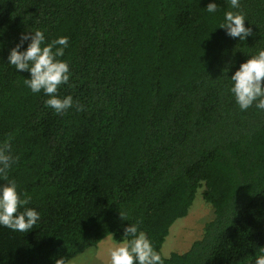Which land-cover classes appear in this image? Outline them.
<instances>
[{
  "label": "trees",
  "instance_id": "1",
  "mask_svg": "<svg viewBox=\"0 0 264 264\" xmlns=\"http://www.w3.org/2000/svg\"><path fill=\"white\" fill-rule=\"evenodd\" d=\"M239 3L0 0V142L12 137L9 180L40 213L27 233L0 225V264L67 262L108 235L122 241L137 221L164 264H254L264 249V111L241 110L229 89L264 50V0ZM227 11L242 12L254 35L230 37L219 27ZM36 30L42 46L68 38L58 96L83 111L56 114L24 84L30 72L8 63ZM197 191L212 218L186 251L164 256Z\"/></svg>",
  "mask_w": 264,
  "mask_h": 264
},
{
  "label": "clouds",
  "instance_id": "2",
  "mask_svg": "<svg viewBox=\"0 0 264 264\" xmlns=\"http://www.w3.org/2000/svg\"><path fill=\"white\" fill-rule=\"evenodd\" d=\"M233 9H239V0H230ZM208 12H215L217 5L209 3ZM245 16L240 11H227L224 21L219 26L227 31L230 37H239L243 41L246 37L254 35L250 27H245ZM34 35L21 34L20 44L10 50L8 63L20 71H28L30 79H24V84L33 92L43 91L49 98L45 105L52 108L56 114L63 115L67 110L75 106L77 111H83L84 106L75 103L71 95L60 98L58 89L62 84H68L70 78L67 61L59 59L64 55V49L68 47L66 36L58 37L51 43L44 45L45 37L42 31L36 30ZM30 40L25 51H19L20 45ZM232 86L229 89L235 102L241 110H247L255 105L264 111V50L251 56L246 62L240 64L239 69L230 78ZM12 137L0 142V180L5 181L0 185V225L13 231L27 233L33 229L40 219V213L35 209L25 207L30 203L31 197L27 193H18L17 184L9 180V171L19 159L12 152ZM23 195V198H21ZM23 207V211L20 209ZM123 220L125 214L120 212ZM139 221L124 229L123 240L117 242L113 239V245L108 251L109 264H164L161 254L156 251L148 239L146 233L139 230ZM254 264H264V249ZM55 264H66L63 257L57 259Z\"/></svg>",
  "mask_w": 264,
  "mask_h": 264
},
{
  "label": "rangeland",
  "instance_id": "3",
  "mask_svg": "<svg viewBox=\"0 0 264 264\" xmlns=\"http://www.w3.org/2000/svg\"><path fill=\"white\" fill-rule=\"evenodd\" d=\"M197 192L187 214L175 220L170 226L161 248L164 256H168L171 252L186 251L192 242L200 237L204 223L212 218L213 210L210 204ZM112 245L113 238L108 235L95 247L87 248L66 264H109L108 251Z\"/></svg>",
  "mask_w": 264,
  "mask_h": 264
}]
</instances>
